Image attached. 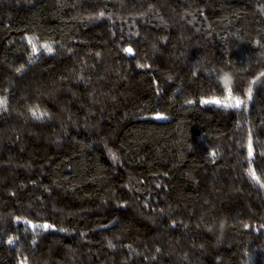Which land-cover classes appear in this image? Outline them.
Returning <instances> with one entry per match:
<instances>
[{"label":"trees","instance_id":"trees-1","mask_svg":"<svg viewBox=\"0 0 264 264\" xmlns=\"http://www.w3.org/2000/svg\"><path fill=\"white\" fill-rule=\"evenodd\" d=\"M261 73L264 0H0V264H264Z\"/></svg>","mask_w":264,"mask_h":264},{"label":"snow or ice","instance_id":"snow-or-ice-1","mask_svg":"<svg viewBox=\"0 0 264 264\" xmlns=\"http://www.w3.org/2000/svg\"><path fill=\"white\" fill-rule=\"evenodd\" d=\"M105 14L103 11L99 12L96 14L95 18H101L103 17ZM93 17L92 16H89V19H92ZM29 44H31L32 46V53L31 55H36L37 52L39 51V49L37 48L36 44L33 42L32 38H29ZM42 47L44 48V50L48 53H53L54 52V49L51 47L50 44H43ZM126 51L128 52H131L132 49L131 48H128L126 49ZM141 67H143V65H141ZM23 68V65H21L20 68H17L16 71L19 72L21 71ZM262 76H264V73H261ZM223 79L225 80L226 83L230 82L231 79H232V74L230 73H225ZM252 83H255V81H253ZM229 92V94H231V89H228L227 90ZM247 95H248V99H251V96H252V88L249 87L248 90H247ZM215 103L218 105V106H222L224 108H239L241 106V104H245V107H246V102L245 101H242L241 99L239 98H235L234 101L232 103H222L221 101L217 100L215 101ZM0 106H4L6 107V101L3 99V98H0ZM28 111L32 114V117L34 119H37V120H42L44 117H48L49 116V113L47 111H41L39 110V106L38 105H35V106H29L28 108ZM251 144H252V137H251V134L249 133V136H248V145H249V157L252 156V150H251ZM112 158L113 159H117V157L115 156V154L113 153L112 154ZM249 174L252 176V178L260 183V186L261 187H264V182H261L260 181V177L256 175L255 171L250 169L249 170ZM16 219H19V217H17ZM28 223H31L30 221ZM44 227H54V225H44ZM61 231H64V229H61ZM35 242V241H33ZM8 243L11 244L13 243V240L11 238H9L8 240ZM109 246L110 247H115V245L111 244V242H109ZM157 251L159 252L160 250L157 249ZM21 264H24V262L22 261Z\"/></svg>","mask_w":264,"mask_h":264}]
</instances>
